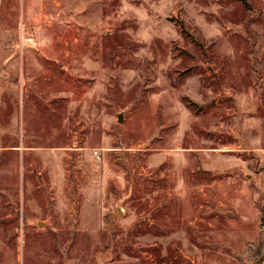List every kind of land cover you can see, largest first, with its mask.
I'll use <instances>...</instances> for the list:
<instances>
[{
    "label": "rangeland",
    "instance_id": "374dc122",
    "mask_svg": "<svg viewBox=\"0 0 264 264\" xmlns=\"http://www.w3.org/2000/svg\"><path fill=\"white\" fill-rule=\"evenodd\" d=\"M0 264H264V0H0Z\"/></svg>",
    "mask_w": 264,
    "mask_h": 264
},
{
    "label": "water",
    "instance_id": "95a60500",
    "mask_svg": "<svg viewBox=\"0 0 264 264\" xmlns=\"http://www.w3.org/2000/svg\"><path fill=\"white\" fill-rule=\"evenodd\" d=\"M121 118H122L121 115H119V120H120V121L122 120Z\"/></svg>",
    "mask_w": 264,
    "mask_h": 264
}]
</instances>
